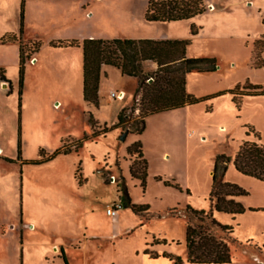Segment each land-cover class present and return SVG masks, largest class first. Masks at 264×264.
<instances>
[{
	"label": "rangeland",
	"instance_id": "374dc122",
	"mask_svg": "<svg viewBox=\"0 0 264 264\" xmlns=\"http://www.w3.org/2000/svg\"><path fill=\"white\" fill-rule=\"evenodd\" d=\"M21 1L0 0V69L11 83L0 80L3 264H43L42 245L46 241L50 243L49 262L65 264L57 240L64 246L68 264H167L166 259L155 261L144 255L149 248L161 258L169 254L164 247L186 264V229L195 223L186 207L211 210V175L216 157L221 155L231 159L225 181L240 186L248 195L237 199L246 209L244 214L233 218L214 213L219 223L234 231L229 235L219 232L218 236L230 246L231 264H264V182L240 174L232 162L244 142L264 145V96H243L238 109L227 93L237 87L246 90L250 85L264 90V0H204L203 14L160 24L144 18L149 0H72L77 6L71 15L69 10L52 13L63 15L67 22L47 19L49 12L44 9L31 8L27 15L24 8L25 34L20 35ZM193 27L195 36L191 34ZM8 35H15L17 41L3 43ZM89 35L94 36L92 39H190L188 57L217 60L215 73L187 75V92L198 98L226 93L190 106V129L181 137L169 163H164L157 151L147 150L145 191L131 175L135 161H140L137 169H143L142 159L127 153L130 140L137 134L131 131L141 127L139 81L122 82L118 73H110L111 84L106 89L109 102L100 103L98 109L83 100L82 74L80 78L69 77L49 61L34 65L36 43L44 47L52 41L82 42ZM20 47L25 62L21 96ZM143 67L146 73L155 71L147 63ZM121 89L130 92L122 103L115 99ZM119 106L127 123L116 132L46 161L64 145L73 147L92 134L89 112L99 131L118 122ZM152 121L154 125L158 120ZM127 130L131 135L121 141ZM156 176L181 190L165 187ZM125 189L131 202L150 206L148 213L135 214L125 208L118 219L106 214L111 205L123 202ZM21 220L32 228L26 227L24 232ZM21 231L23 243L28 240L31 245L24 248L23 257ZM154 238L165 244L147 247Z\"/></svg>",
	"mask_w": 264,
	"mask_h": 264
},
{
	"label": "trees",
	"instance_id": "16d2710c",
	"mask_svg": "<svg viewBox=\"0 0 264 264\" xmlns=\"http://www.w3.org/2000/svg\"><path fill=\"white\" fill-rule=\"evenodd\" d=\"M28 0L21 1L20 8V35L24 28V8ZM90 1V0H85ZM206 11L204 0H149L144 18L149 23H175L191 20ZM192 35H197L196 29L191 30ZM17 41L15 35H8L3 38V43H13ZM262 43H264V38ZM191 44L190 39H85L82 42L71 41H52L50 45L56 48L62 47H82L83 49V100L88 105L98 108L100 105L99 84L103 66H111L120 70L123 76L135 78L139 81L138 95L140 96L141 127L131 131L142 134L145 129L146 118L163 112L182 109L187 106L196 105L201 102L217 98L226 92L217 93L207 97H195L189 94L186 89L187 75L192 72L200 74L215 73L218 70V63L215 58L199 57L191 58L187 56V49ZM42 43H36L35 50L39 51ZM22 48L20 47V77L19 95H22L24 80V60ZM152 62L157 65V69L152 73L144 71V64ZM150 82H147L150 80ZM0 80L10 81L5 77V71L0 69ZM11 93V92H10ZM227 93L233 96L232 101L239 109L241 106L240 98L243 96H264V90L260 86H249L246 90L240 91L237 87ZM89 114V124L92 134L85 135L77 141L73 147L64 145L46 161L52 160L57 155L69 154L72 149L78 151L88 140H95L100 136H105L109 132L119 129L125 125L126 119L123 110L118 115V122L111 127H104L96 131L98 123ZM127 153L131 156L137 155L138 160L142 159L144 167L137 169L140 161H135L131 175L140 181V185L145 191L148 177V164L142 152L141 142H135L127 148ZM20 155V150H19ZM8 162L12 160L6 159ZM231 159L221 155L217 156L213 172L211 175V191L209 201L211 210L205 212L196 210L190 206L186 207V212L195 219L194 224H189L186 229V248L188 264H231L233 260L232 251L228 242L218 236L219 232L228 235L233 233V227L223 225L214 218V213H222L233 216L242 215L246 209L237 199L248 195V192L240 186L225 181V174ZM233 165L240 174L264 182V145L257 142H244L234 159ZM39 164L40 162H32ZM157 181H163L157 178ZM81 183V181L79 180ZM166 187L180 189L176 184L163 181ZM123 202L125 208H130L135 214L148 213L149 205H137L131 202L127 190H124ZM165 244V241L153 240L147 247ZM62 258L68 264L63 250ZM145 255L151 259L160 258L146 248ZM161 257L167 258L173 264H184L179 256L164 253Z\"/></svg>",
	"mask_w": 264,
	"mask_h": 264
},
{
	"label": "crops",
	"instance_id": "0c3cea01",
	"mask_svg": "<svg viewBox=\"0 0 264 264\" xmlns=\"http://www.w3.org/2000/svg\"><path fill=\"white\" fill-rule=\"evenodd\" d=\"M82 1L85 2V0H82ZM74 6H77V5L74 4L72 0H28L26 2V5H25V11L27 12V15H28V12L31 8L32 9L37 8V9L47 10L49 12V17L47 19L56 21L58 23L61 21L67 22V20H65V17L63 15L60 16L58 14H55L52 16L53 11H56L59 13L60 11L69 10L70 14H68V15H71L73 9L75 8ZM42 17H43V15H42ZM157 24H160V23H157ZM93 37H94L93 35H89L85 39H92ZM120 37L125 38L124 36H120ZM168 37L169 36L160 37V40H166ZM85 39H83V40H85ZM129 39H146V38L139 37V38H129ZM154 40H156V39H154ZM67 41H71V40H67ZM34 59H35L34 60L35 66L38 64L44 65L45 63H47L49 61L52 63L51 65H53L56 69H60V70H63L64 72H66L69 77L70 76H76V77L80 78V76L82 74V91H83V79L84 78H83V49H82V47L56 48V47H52L51 45L50 46L44 45V47L41 46L39 51L36 52ZM146 63L148 64L149 68H151L152 70L157 69V65L155 63H152V62H146ZM112 72L118 73L120 78H121L120 80L122 82H125V81L128 82V81H131V79L136 80L135 78L123 76L121 74L120 70H118L117 68H114L111 66H103L101 78H100V84H99V98H100L101 105H105V104H107V102H109V95H108V92L106 91V89H107V86L109 84H111L109 75ZM186 89H187V85H186ZM119 93H121L120 97L123 95L122 98H119ZM82 95H83V92H82ZM128 96H130V92L127 93V91L125 89H121V90L116 92V98L115 99L119 100L122 103L126 100V98ZM112 103H115V101H112ZM91 106H93V105H91ZM120 106L116 111V115H117L116 117L117 118H118L119 113L121 112ZM190 112H191V107L187 106V107L182 108V109H177V110H172V111L152 115V116H154V118L156 120H158L157 123H155L154 125L152 123L153 122L152 120H154V118L149 116L148 118H146L145 129H144L143 133L142 134H134V138L132 140H130L129 146H131L135 142H138V141L141 142L142 152H143L144 158L147 161L148 169H149V162H148L147 158H148L149 152L147 150L152 149V151H157L159 154L162 155V161L166 164L169 163L170 159L174 155H176V151L178 149L179 141H180V139H182L181 137L186 136L187 132L190 129V124H189ZM179 113H183L184 116H179ZM117 118H116V120H117ZM112 123L114 124V122H112ZM169 125H171V127H172L171 129H170ZM129 136H128V138H129ZM157 178H161L163 181L166 180V179H163L161 176H156L155 177L156 181H157ZM163 181H157V182H160L164 185ZM132 200H133V198H132ZM132 203L136 204V203H134V200L132 201ZM137 205H141V204H137ZM118 217H119V215H118ZM118 217H116V218L118 219ZM26 227H29V229H30V227L32 228V226H29L27 223H24L21 220L20 229L22 228L25 232V231H27L25 229ZM23 240H24L23 232L21 231V243L23 245L20 244V248H21V256L22 257L24 254V248L28 249L29 246H31L30 243H28L29 242L28 240L25 242V244L23 243ZM55 244L58 245L60 251L63 250L65 257H66V251L64 249V246L62 245V242H59L57 240L55 242ZM49 245H50V243L48 241H46L42 245L43 251H42V257L41 258H42L43 264H55L54 261L49 262V260L47 258V257L51 256V254L48 251ZM163 250L168 252L169 254H172L165 247L163 248ZM27 252H28V250H27ZM60 256L62 258V253ZM147 258L150 260H155V261L166 259L167 264H173V262L171 260L164 258V257H161L158 259H151L149 257H147ZM3 262H4V260H0V264H3ZM186 264H188V263H186Z\"/></svg>",
	"mask_w": 264,
	"mask_h": 264
},
{
	"label": "built area",
	"instance_id": "2783aa9c",
	"mask_svg": "<svg viewBox=\"0 0 264 264\" xmlns=\"http://www.w3.org/2000/svg\"><path fill=\"white\" fill-rule=\"evenodd\" d=\"M112 97H115V93L111 94ZM124 209V205L122 201L116 202L113 205H111L106 210V214L110 217H117L119 215V212Z\"/></svg>",
	"mask_w": 264,
	"mask_h": 264
},
{
	"label": "water",
	"instance_id": "95a60500",
	"mask_svg": "<svg viewBox=\"0 0 264 264\" xmlns=\"http://www.w3.org/2000/svg\"><path fill=\"white\" fill-rule=\"evenodd\" d=\"M3 86H4V87H7V85H6L5 83H4ZM128 135H129V130H127V131H125V132L123 133V135L121 136L120 140H121V141H125L126 138L128 137Z\"/></svg>",
	"mask_w": 264,
	"mask_h": 264
},
{
	"label": "bare ground",
	"instance_id": "6f19581e",
	"mask_svg": "<svg viewBox=\"0 0 264 264\" xmlns=\"http://www.w3.org/2000/svg\"><path fill=\"white\" fill-rule=\"evenodd\" d=\"M123 96V95H122Z\"/></svg>",
	"mask_w": 264,
	"mask_h": 264
}]
</instances>
